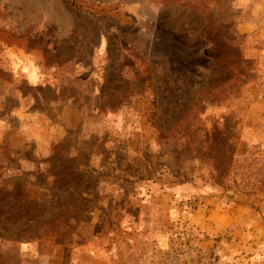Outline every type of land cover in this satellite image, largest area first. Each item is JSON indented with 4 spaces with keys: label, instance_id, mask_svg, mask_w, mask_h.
Wrapping results in <instances>:
<instances>
[{
    "label": "rangeland",
    "instance_id": "rangeland-1",
    "mask_svg": "<svg viewBox=\"0 0 264 264\" xmlns=\"http://www.w3.org/2000/svg\"><path fill=\"white\" fill-rule=\"evenodd\" d=\"M74 3L0 0V264H264V0Z\"/></svg>",
    "mask_w": 264,
    "mask_h": 264
},
{
    "label": "built area",
    "instance_id": "built-area-1",
    "mask_svg": "<svg viewBox=\"0 0 264 264\" xmlns=\"http://www.w3.org/2000/svg\"><path fill=\"white\" fill-rule=\"evenodd\" d=\"M188 252L183 250H175L170 253L165 264H187Z\"/></svg>",
    "mask_w": 264,
    "mask_h": 264
},
{
    "label": "trees",
    "instance_id": "trees-1",
    "mask_svg": "<svg viewBox=\"0 0 264 264\" xmlns=\"http://www.w3.org/2000/svg\"><path fill=\"white\" fill-rule=\"evenodd\" d=\"M62 1L67 3L70 6H74L75 5L74 0H71V1L70 0H62Z\"/></svg>",
    "mask_w": 264,
    "mask_h": 264
}]
</instances>
